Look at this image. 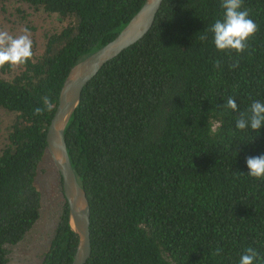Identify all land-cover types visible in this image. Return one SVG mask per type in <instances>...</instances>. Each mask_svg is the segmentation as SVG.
I'll list each match as a JSON object with an SVG mask.
<instances>
[{
	"label": "trees",
	"instance_id": "obj_1",
	"mask_svg": "<svg viewBox=\"0 0 264 264\" xmlns=\"http://www.w3.org/2000/svg\"><path fill=\"white\" fill-rule=\"evenodd\" d=\"M13 1L55 14L62 27L45 34L41 53L33 46L12 79L0 76V107L15 115L0 152V264L41 216L36 179L51 157L47 131L65 78L145 2L0 0V7ZM221 2L164 0L147 35L84 88L65 137L91 205L86 264H239L248 247L259 254L254 264H264V178L250 177L246 164L264 155V125L236 129L241 112L264 103V0H243L259 30L239 55L218 51L209 31L223 17ZM46 95L53 109L36 116ZM229 96L237 111L222 107ZM78 242L65 198L42 264H72Z\"/></svg>",
	"mask_w": 264,
	"mask_h": 264
},
{
	"label": "water",
	"instance_id": "obj_2",
	"mask_svg": "<svg viewBox=\"0 0 264 264\" xmlns=\"http://www.w3.org/2000/svg\"><path fill=\"white\" fill-rule=\"evenodd\" d=\"M163 1L145 0L140 10L113 40L71 68L61 88L59 102L47 131V148L62 177L71 229L79 236L72 264H86L91 257V205L70 159L66 128L80 104L84 88L106 63L147 35Z\"/></svg>",
	"mask_w": 264,
	"mask_h": 264
},
{
	"label": "rangeland",
	"instance_id": "obj_3",
	"mask_svg": "<svg viewBox=\"0 0 264 264\" xmlns=\"http://www.w3.org/2000/svg\"><path fill=\"white\" fill-rule=\"evenodd\" d=\"M24 27L30 30L35 51L41 53L45 34L60 29L62 23L55 14L35 11L18 2L13 1L0 7V30H6L15 37L23 34L21 29ZM20 71L21 65L6 70L2 67L0 76L12 79ZM14 118L13 112L0 107V152L8 143L9 126ZM60 179L53 159L47 156L39 167L36 179V185L42 193L41 216L25 240L11 246L9 264H42L43 255L51 244L65 202Z\"/></svg>",
	"mask_w": 264,
	"mask_h": 264
},
{
	"label": "clouds",
	"instance_id": "obj_4",
	"mask_svg": "<svg viewBox=\"0 0 264 264\" xmlns=\"http://www.w3.org/2000/svg\"><path fill=\"white\" fill-rule=\"evenodd\" d=\"M243 0H222L221 8L224 14L221 19H217L211 25L209 31L213 35V42L218 51H235L237 55L244 53L250 47L248 41L257 33L258 25L249 17L250 9L243 8ZM23 34L13 36L6 30H0V68L5 64L19 66L25 64L33 57V40L29 28L21 29ZM201 41L207 39L206 35L200 36ZM221 61L213 62V68H219ZM239 67V61H234L230 68ZM43 106L34 108V114L40 116L46 111L53 109V103L49 96H44ZM233 111L238 110L236 100L229 96L222 106ZM264 125V103L254 100L247 112H241L236 119V129L245 130L251 128L258 131ZM250 177L264 178V155L249 156L246 158ZM221 249L217 248L214 255H219ZM258 252L252 247H248L242 254L239 264H254L258 258Z\"/></svg>",
	"mask_w": 264,
	"mask_h": 264
}]
</instances>
